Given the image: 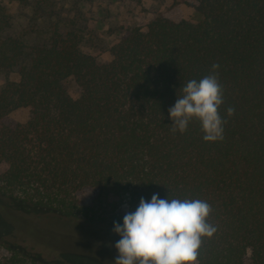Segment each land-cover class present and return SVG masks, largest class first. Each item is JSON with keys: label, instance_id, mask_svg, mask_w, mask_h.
<instances>
[{"label": "trees", "instance_id": "16d2710c", "mask_svg": "<svg viewBox=\"0 0 264 264\" xmlns=\"http://www.w3.org/2000/svg\"><path fill=\"white\" fill-rule=\"evenodd\" d=\"M194 6L197 20L158 13L127 27L99 61L83 50L77 20L65 30L51 19L32 27L35 35L16 32L0 3V72L18 75L0 87V192L24 207L110 227L123 225L142 197L202 199L217 232L205 238L199 264H264V0ZM214 63L224 139L204 141L196 120L173 133L169 109L180 89ZM69 78L78 97L65 87ZM20 107L31 110L26 122L10 117ZM8 234L0 233V264H107L70 251L57 262L34 239Z\"/></svg>", "mask_w": 264, "mask_h": 264}, {"label": "rangeland", "instance_id": "374dc122", "mask_svg": "<svg viewBox=\"0 0 264 264\" xmlns=\"http://www.w3.org/2000/svg\"><path fill=\"white\" fill-rule=\"evenodd\" d=\"M194 2L195 0H0L7 7L16 32L35 35L36 30L32 27L40 29L41 25L49 23L51 19H58L65 30L66 25L77 20L85 35L82 40L83 50L96 56L99 61L110 57V47L127 27L144 25L158 13L173 20H197L199 16ZM39 5L43 6V15L35 13V9H39L35 7ZM44 14H50L49 20H45ZM7 78L18 79V75L0 72V87ZM65 87L73 97L79 96L80 87L73 78L65 81ZM30 115L29 107H20L10 112V117L18 122H26ZM4 169L5 165H1L0 171ZM88 194L91 195L87 192ZM113 229L114 227L106 224L93 226L82 220L60 218L43 208L24 207L0 192V233H9L7 236L23 243H31L34 239L37 248L44 249L45 255L57 262H64L60 252L70 251L93 255L107 264H115L118 256L115 243L121 237ZM5 252L0 245V256Z\"/></svg>", "mask_w": 264, "mask_h": 264}, {"label": "clouds", "instance_id": "9594fccd", "mask_svg": "<svg viewBox=\"0 0 264 264\" xmlns=\"http://www.w3.org/2000/svg\"><path fill=\"white\" fill-rule=\"evenodd\" d=\"M219 64L199 81L189 80L180 89L182 95L169 109L171 131L185 133L189 123L199 121L206 142L222 141L227 120L221 116L224 88L219 79ZM227 116L235 109L228 107ZM212 206L202 199L167 198L153 194L143 197L134 212L126 213L123 225L114 222L113 231L121 239L115 243V264H199L205 238L217 232L210 222Z\"/></svg>", "mask_w": 264, "mask_h": 264}]
</instances>
